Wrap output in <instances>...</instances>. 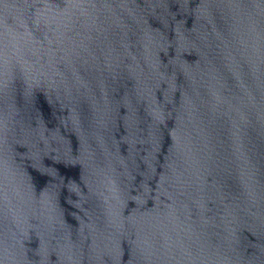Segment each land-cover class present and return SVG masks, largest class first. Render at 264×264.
Segmentation results:
<instances>
[{"label":"water","instance_id":"water-1","mask_svg":"<svg viewBox=\"0 0 264 264\" xmlns=\"http://www.w3.org/2000/svg\"><path fill=\"white\" fill-rule=\"evenodd\" d=\"M0 264H264V0H0Z\"/></svg>","mask_w":264,"mask_h":264}]
</instances>
